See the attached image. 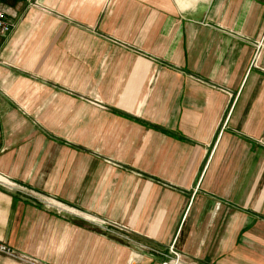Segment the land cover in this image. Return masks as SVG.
<instances>
[{
    "label": "crops",
    "instance_id": "obj_1",
    "mask_svg": "<svg viewBox=\"0 0 264 264\" xmlns=\"http://www.w3.org/2000/svg\"><path fill=\"white\" fill-rule=\"evenodd\" d=\"M0 2V264H264V0Z\"/></svg>",
    "mask_w": 264,
    "mask_h": 264
},
{
    "label": "built area",
    "instance_id": "obj_2",
    "mask_svg": "<svg viewBox=\"0 0 264 264\" xmlns=\"http://www.w3.org/2000/svg\"><path fill=\"white\" fill-rule=\"evenodd\" d=\"M30 3H36L38 0H26ZM13 20L10 14L6 12L0 2V38L4 36L12 27ZM169 252L172 253L171 257H168L166 260L161 261L160 264H185V262L181 259L179 254L174 251L171 247H169ZM0 253L18 257L21 259H28L24 254L16 251L13 247H11L6 241L0 239Z\"/></svg>",
    "mask_w": 264,
    "mask_h": 264
}]
</instances>
